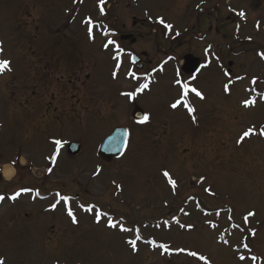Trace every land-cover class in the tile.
Returning a JSON list of instances; mask_svg holds the SVG:
<instances>
[{
	"label": "rangeland",
	"instance_id": "1",
	"mask_svg": "<svg viewBox=\"0 0 264 264\" xmlns=\"http://www.w3.org/2000/svg\"><path fill=\"white\" fill-rule=\"evenodd\" d=\"M120 1L123 6L109 0L102 16L104 0H0V58L8 59L13 69L0 77V163L21 154L32 165L18 167L20 174L16 170L8 184L0 175V195L5 196L0 203V260L205 264L188 254L195 251L209 264H264V0ZM134 15L147 23L140 32L143 39L126 47L157 57L154 66L170 59L154 71V85L138 97L149 117L140 124L127 113L131 95H118L128 87L122 77L128 71L114 64L113 51L96 27L109 23L117 29L123 18L127 22ZM220 22L224 27L219 28ZM167 23L172 27L162 26ZM209 43L212 65L191 83V89L209 92L201 102L196 95H185L175 70L184 66L185 53L199 55ZM67 45L77 48L74 53L70 47V60ZM230 61L232 70L223 79L220 70ZM85 72L90 75L85 89L75 84L61 97L60 89L47 83L49 77L62 81L65 76L81 81ZM184 96L200 116L182 102L171 107ZM245 100L254 103L245 106ZM23 104L35 108L26 110ZM200 104L207 109L205 116ZM44 114L46 121L40 122ZM117 123L133 131L130 148L95 176L94 166L100 163L93 148ZM248 129L252 132L241 139ZM28 131L36 138L28 136L31 142L23 143ZM52 140H80L87 151L67 161L62 150L57 165H49L46 158L56 150ZM26 187L29 194L8 199ZM33 188L51 189L52 194L60 189L67 199L57 200L61 196L50 192L46 200H32ZM248 212L254 215L245 221ZM131 240H136L135 250Z\"/></svg>",
	"mask_w": 264,
	"mask_h": 264
},
{
	"label": "snow or ice",
	"instance_id": "2",
	"mask_svg": "<svg viewBox=\"0 0 264 264\" xmlns=\"http://www.w3.org/2000/svg\"><path fill=\"white\" fill-rule=\"evenodd\" d=\"M101 2H102V0H101ZM240 15L243 16L244 13L241 12ZM89 23H91V22L89 21ZM161 23H163V20H161ZM166 27L171 28L172 26L171 25H166ZM89 35H90V38H91V28H89ZM111 43H113V42L111 40H109L108 41V44H111ZM108 44H105V47L106 48L108 47ZM0 52H2V49H0ZM261 56H262V58H264V54H261ZM10 63L11 62L8 61V60H0V74H2L3 71H5V70H9L10 69ZM113 75H115V73H113ZM253 82H255V78H254ZM177 83L179 84V81H177ZM146 87H147L146 84L145 85H141V88H146ZM227 87L228 86L225 85V89L226 90H227ZM183 88L185 90H187L188 85H184ZM138 91H139V89H138ZM191 91L194 92L198 97H200L201 99H203L202 93H200L199 91H197L195 88H192ZM126 95H131V93H128ZM180 103H181V101L180 100H177L175 103H173L171 105V107L176 108ZM243 103H244L245 106H248L249 104L254 103V101H252V100H245V101H243ZM188 111L191 113L192 111H194V109H192L191 107H189L188 108ZM148 118L149 117L146 115L144 117V120L147 121ZM251 132H252V129H248L247 131H245L243 133V136L241 137V139H243L244 137H247ZM261 134L264 135V133H261ZM55 143L56 144H60L61 142L59 140H56ZM49 159H52V157H49ZM16 163H17L16 160L11 161V165H15ZM47 171L51 172V169L49 168V169H47ZM9 174L11 175V173H9ZM164 175L166 177H169V173L167 171L164 172ZM201 179H203V178H201ZM169 183L175 185V181H173L170 177H169ZM117 187H119V186H117ZM28 191H30V189H28V188H21V189L17 190L13 195H11L10 197H8V199L15 200L22 192H28ZM4 199H5V196L0 195V201H3ZM64 199L66 200L67 198L65 197ZM50 207L55 208L56 205L53 204ZM68 215L72 218L73 223H76L77 222L76 217L73 215V213L71 212V210H69ZM253 215H254L253 212H248L247 215L244 217L245 221L248 220V217H251ZM95 216H96L97 222H99L100 221V213L99 212H96L95 213ZM109 226L110 227H115L116 225H114L111 221H109ZM188 227H191V226H188ZM137 239H139V237H137ZM226 242L227 241H225V243ZM129 243L132 245L133 250H135L136 240H131V241H129ZM161 247L166 249V246H164V245H161ZM245 247H247V245H245ZM188 254L190 256H193V257H198V259L201 260V261H205V264H209V262L207 261V258L205 256L199 255L195 251H190ZM240 259L241 260H244L245 257L244 256H240ZM254 259H255V257H253V260ZM0 264H3V261L2 260H0Z\"/></svg>",
	"mask_w": 264,
	"mask_h": 264
},
{
	"label": "flooded vegetation",
	"instance_id": "3",
	"mask_svg": "<svg viewBox=\"0 0 264 264\" xmlns=\"http://www.w3.org/2000/svg\"><path fill=\"white\" fill-rule=\"evenodd\" d=\"M125 20H127V22L123 21V23L120 25V27H118L117 29L114 28L117 32H118V36L120 35H129L127 38H123L122 43L123 45H120L123 51H130V53L133 54H137L138 56H140L138 63L142 65L143 70H148V66H151L154 64L153 61H155V59H153L152 56H149V54H147L146 52H144V49H140V54H138L135 50L131 51L129 48L126 47V44H134L137 41L143 39V36L141 35V31L143 30L144 26H145V21L144 19H137L133 16H131L129 19L126 18ZM123 25V27H121ZM117 27V26H116ZM120 41V39H119ZM50 86H52L51 84L55 83V84H60V86H56L57 88H59L61 91L62 90H66V88H68V85H64L63 82H58V81H48L47 82ZM64 148V147H63Z\"/></svg>",
	"mask_w": 264,
	"mask_h": 264
},
{
	"label": "water",
	"instance_id": "4",
	"mask_svg": "<svg viewBox=\"0 0 264 264\" xmlns=\"http://www.w3.org/2000/svg\"><path fill=\"white\" fill-rule=\"evenodd\" d=\"M184 60V70L186 72H193L199 65V60H197V58H192L190 55L185 56ZM124 132L122 128H117L104 140L100 148V153L104 159L110 160L112 155H118L121 152L124 144ZM70 146V153H76L79 149L78 144Z\"/></svg>",
	"mask_w": 264,
	"mask_h": 264
},
{
	"label": "clouds",
	"instance_id": "5",
	"mask_svg": "<svg viewBox=\"0 0 264 264\" xmlns=\"http://www.w3.org/2000/svg\"><path fill=\"white\" fill-rule=\"evenodd\" d=\"M0 171L3 172L5 179H11L12 175L14 174L11 165L7 163H0ZM9 173H11V175Z\"/></svg>",
	"mask_w": 264,
	"mask_h": 264
}]
</instances>
